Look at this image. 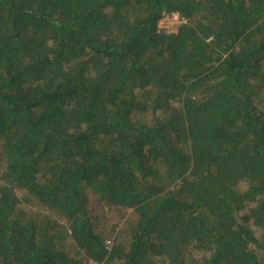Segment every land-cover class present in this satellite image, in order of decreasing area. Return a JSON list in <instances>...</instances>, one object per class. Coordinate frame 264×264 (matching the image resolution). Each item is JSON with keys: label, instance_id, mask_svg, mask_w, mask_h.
Instances as JSON below:
<instances>
[{"label": "trees", "instance_id": "16d2710c", "mask_svg": "<svg viewBox=\"0 0 264 264\" xmlns=\"http://www.w3.org/2000/svg\"><path fill=\"white\" fill-rule=\"evenodd\" d=\"M0 165V264H264V0H0Z\"/></svg>", "mask_w": 264, "mask_h": 264}, {"label": "built area", "instance_id": "2783aa9c", "mask_svg": "<svg viewBox=\"0 0 264 264\" xmlns=\"http://www.w3.org/2000/svg\"><path fill=\"white\" fill-rule=\"evenodd\" d=\"M183 21L179 20V18L177 17V15L173 14V15H167L161 26L164 28L169 29V31L171 32H175L178 30L179 25L182 23Z\"/></svg>", "mask_w": 264, "mask_h": 264}, {"label": "rangeland", "instance_id": "374dc122", "mask_svg": "<svg viewBox=\"0 0 264 264\" xmlns=\"http://www.w3.org/2000/svg\"><path fill=\"white\" fill-rule=\"evenodd\" d=\"M0 168H1V165H0ZM20 197L22 198L23 201L25 200L24 199V195L22 193L20 194ZM24 203H25V204H23L24 206H28V208H32V210L35 208L34 204L33 205H28L29 204L28 201H24ZM58 220L61 221L60 219H58ZM196 255H198V254H196Z\"/></svg>", "mask_w": 264, "mask_h": 264}]
</instances>
